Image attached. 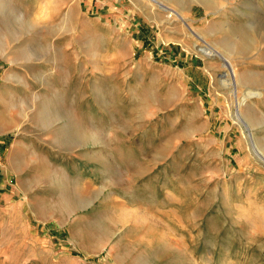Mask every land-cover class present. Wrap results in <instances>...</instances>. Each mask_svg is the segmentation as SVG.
<instances>
[{"label":"rangeland","instance_id":"obj_1","mask_svg":"<svg viewBox=\"0 0 264 264\" xmlns=\"http://www.w3.org/2000/svg\"><path fill=\"white\" fill-rule=\"evenodd\" d=\"M52 1L0 0V264H264V0Z\"/></svg>","mask_w":264,"mask_h":264},{"label":"crops","instance_id":"obj_2","mask_svg":"<svg viewBox=\"0 0 264 264\" xmlns=\"http://www.w3.org/2000/svg\"><path fill=\"white\" fill-rule=\"evenodd\" d=\"M96 2L99 4L98 8L94 4ZM52 3L56 4V10H59V12L64 15L67 14V16L72 20L77 17L75 16L77 14L89 15L90 13L95 12L96 9L113 13L115 16V26L118 30H120V35H123L124 41L127 44L135 45L139 34V36L142 37L141 39L144 41V45H148L149 41H151L150 36L153 37L150 33L154 28H158L159 26V15L155 13L156 11L153 9L151 4L147 3L146 6L142 5V0H53ZM75 12H77V14H75ZM98 19L103 26L111 27L112 23L110 17L101 16L98 17ZM140 19L142 20V23ZM137 20L138 22H136ZM70 27L71 29H74L77 28L78 25L73 23ZM87 27L92 29L93 25L88 26L87 22ZM77 38L78 36L75 35L74 38L72 37V40ZM140 42L141 41L139 40V43ZM171 42H173V40ZM204 75L207 76L205 73L199 74V76H202L203 80L205 78ZM187 78L189 79V82L192 81L191 77L187 76ZM210 83L212 85V81H210Z\"/></svg>","mask_w":264,"mask_h":264},{"label":"bare ground","instance_id":"obj_3","mask_svg":"<svg viewBox=\"0 0 264 264\" xmlns=\"http://www.w3.org/2000/svg\"><path fill=\"white\" fill-rule=\"evenodd\" d=\"M172 14H175L174 12H171ZM228 68L230 69V72H229V76H230V79H231V81L230 82H232L233 81V86H235V88L237 87V85L239 84V80H238V75H237V73H236V71L233 69V65L232 64H228ZM229 80V79H228ZM229 82V83H230ZM231 84V83H230ZM228 86H231V85H229L228 84ZM239 106H241V103H239L238 104V107ZM251 139H253V136H252V138ZM255 141V140H254ZM259 150V149H258ZM262 152V151H261ZM260 152V153H261ZM260 157V156H259ZM261 160H264V158H260Z\"/></svg>","mask_w":264,"mask_h":264},{"label":"clouds","instance_id":"obj_4","mask_svg":"<svg viewBox=\"0 0 264 264\" xmlns=\"http://www.w3.org/2000/svg\"><path fill=\"white\" fill-rule=\"evenodd\" d=\"M39 19V17H37Z\"/></svg>","mask_w":264,"mask_h":264}]
</instances>
